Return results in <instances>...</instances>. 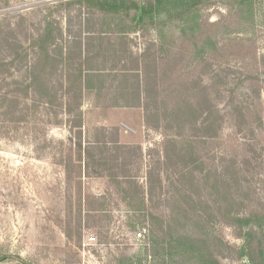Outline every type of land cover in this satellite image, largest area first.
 <instances>
[{
  "label": "rangeland",
  "instance_id": "rangeland-1",
  "mask_svg": "<svg viewBox=\"0 0 264 264\" xmlns=\"http://www.w3.org/2000/svg\"><path fill=\"white\" fill-rule=\"evenodd\" d=\"M79 1L0 0V264H190L174 257L176 250L162 236H149L137 208L143 198L164 217L167 229L193 236L220 264H252L238 258L242 241L221 221L214 220L207 231L194 222L183 228L195 204L177 197V189L182 186L198 201L216 178L207 179V167L185 178L183 159L175 155L166 163L167 131L154 126L160 120L166 128L163 109L186 102L201 101L197 124L218 109L217 123L223 126L217 140L200 145L205 163L212 169L240 167L229 181L233 195H247L248 208L264 213V105L255 138L247 125L238 128L242 122L230 118L227 109L231 95L241 98L247 92L244 81L250 76L259 79L264 104V0L242 7L255 9L250 26L235 10L237 0H209L183 18L167 0L162 8L157 0H130L140 7L155 5L153 16L139 23L101 15ZM51 28L57 38L54 56L59 61L62 50L74 52L69 61H41L32 47ZM81 42L91 60L84 65L76 56ZM80 67L101 75L94 88L81 87ZM138 70L139 76H149L152 103L161 109L150 122L144 103L126 108L120 100L119 93L131 92L137 83ZM33 75L40 82L27 97ZM44 90L57 99L46 98ZM176 130L168 133L177 135ZM183 133L199 135L192 127ZM78 142L96 161L109 163L122 181L139 185L135 203L130 201L133 210L106 172L77 174ZM70 158L74 165L67 173ZM262 253L253 264H264Z\"/></svg>",
  "mask_w": 264,
  "mask_h": 264
},
{
  "label": "trees",
  "instance_id": "trees-1",
  "mask_svg": "<svg viewBox=\"0 0 264 264\" xmlns=\"http://www.w3.org/2000/svg\"><path fill=\"white\" fill-rule=\"evenodd\" d=\"M167 5H172L178 11L177 14L180 18H183L185 15H188L195 11L199 5L209 1V0H167ZM81 5L87 7L88 10H94V12L99 13L101 15H109V16H125L126 19L132 18V21L137 20L138 16L141 15L142 20L148 16H153L155 5L149 3L147 6L140 7L136 3L130 0H80ZM238 6L240 9H235L239 16L244 20V25L250 26L252 22H254V10L255 9H242L246 8L248 4L251 5L250 8L253 7L252 0H237ZM164 6V2L162 0H157V8H162ZM138 12V15L136 13ZM133 14H135L133 16ZM137 17V18H136ZM242 32L247 31L246 29H241ZM54 29L51 28L46 30L45 33L41 34L37 39H35L32 43V47L36 49L39 59L43 61H51V63H57L59 61L67 62L72 58L73 53L71 51H67L66 53L60 52L59 58L57 61L56 57L53 53V46L57 44V38L54 36ZM51 49V50H50ZM78 61L80 65H84V63L89 62L88 54L84 48L83 43L81 42L77 46ZM63 55L65 57H63ZM11 63H14L12 61ZM77 71V70H76ZM94 72L96 71H88L82 69L76 73V78L80 81L81 87L85 88L87 86L88 89L94 88L95 84L93 83L94 78H101V75L95 76ZM125 72V71H124ZM126 73H123L125 75ZM124 80L127 79V76H122ZM135 78H138L137 83L133 85L132 91L127 93L120 92V100L124 102L126 108H143V103L145 104V108H143L146 112V119L148 122L152 119H157L161 115V109L153 104L155 101V93H150L148 84H149V76L144 75L139 76V70L135 73ZM40 76L35 77L33 75V80H31L26 85V96L29 97V92L32 89H36V84L40 82ZM198 84L199 82L196 81ZM244 82L249 84V89L245 92L241 98L233 97L232 95L229 97V102L227 103V107L224 108L229 109L228 115L230 118L236 120L235 122H242V125L238 128H242L243 125H247V134L252 138H255L257 133V121L259 126L262 124L261 112L259 108H263L262 101V92L261 85L259 79L248 77ZM146 85V90L143 91V84ZM91 86V87H90ZM45 92V90L43 91ZM167 92V90H166ZM38 94V91H36ZM44 96V94H43ZM146 96V97H145ZM46 98H54L57 99V96L53 93L45 92ZM44 97V98H45ZM43 98V97H42ZM208 97L205 95L204 100L206 101ZM51 101L50 99H48ZM133 100V103L131 102ZM149 102V103H148ZM199 103L201 101L198 100ZM195 103H187L183 106L178 105L174 108H165L163 109V117L162 119L165 121L166 128L159 124L154 128L156 130L158 128L166 129V143H165V162L172 163L173 156H177L179 159H183V175H190L193 177V172L195 168L207 167V179L213 175L215 176L214 185H211V188L208 190L207 196H198L199 200L197 201L194 197L186 191L185 188L177 189L176 196L183 197L184 199L189 200L191 204H195V213L192 215L191 219L187 218V222L183 228L190 225V223L194 222L195 226H199L202 231H207L209 225L214 220H219L228 227L232 228L235 232L236 237H238L242 241V245L237 248V254L239 259H246L250 263H254V259H257L258 256H263V248H264V213L262 211H258L256 209L248 208V196L245 197L235 196L232 193V184H229V181L232 182V177L239 173L240 167L234 164L232 167H226L225 164L220 165L215 169H212L211 166H207L208 163H205V156L203 155V149L200 145L205 144L211 140H217L219 129L221 130V123H217V118L221 115L218 109H213L209 111V114L202 119L200 123H196L198 115V107L201 105ZM153 104L154 108L151 109L150 105ZM151 110V111H149ZM204 114V113H203ZM227 116V114H226ZM213 120L209 122V119ZM224 119V118H223ZM247 123V124H246ZM220 125L219 128L217 127ZM176 126L177 130L175 134H171L168 132H172L173 127ZM188 127H192L194 131H199V135L197 133L188 136V134L183 133ZM77 147V166L79 176H86L89 174V170L91 169V173L95 177L104 176L105 172L107 173V177L110 181L115 185L118 194L123 196L124 202H128V206L132 208V204L130 201L135 203L136 197L139 194V185L130 179H126V181H122L116 174L114 168H112L109 163L103 161H96L93 154L83 145L78 142L75 143ZM251 148V145H248ZM92 162L93 168L91 167ZM74 163H71V158L69 162L66 163L65 168L68 172V168L72 167ZM177 166V165H176ZM215 166V165H214ZM104 168V169H103ZM234 174V175H233ZM219 175H222V179L219 178ZM184 179V176L181 175ZM198 183H200L198 177L196 176ZM206 179V180H207ZM248 188H250V182L247 183ZM177 188V187H176ZM204 200V201H203ZM216 204L211 207L210 203ZM188 205V206H189ZM197 205L199 207H197ZM204 205V207L202 206ZM140 213H143L140 216V220L142 224L148 226V234L149 236L159 237L165 240L166 244H171L172 248L175 249L173 256L180 257L186 259L190 262V264H220L217 259V255L215 253L208 252L203 246L199 245L198 241L194 239V237L189 236H179L171 232L172 228H168L165 225V221L159 215H155L150 207L147 206L144 198L141 201V206L137 207ZM185 208V207H184ZM209 210L208 212L205 209ZM238 208V210H237ZM248 208V209H247ZM134 208H132L133 210ZM183 209V208H182ZM136 212L138 210H135ZM190 211V212H192ZM183 212L186 214L188 210L185 208ZM168 231V233H166ZM175 229V233H176ZM4 258L0 259V262Z\"/></svg>",
  "mask_w": 264,
  "mask_h": 264
},
{
  "label": "built area",
  "instance_id": "built-area-1",
  "mask_svg": "<svg viewBox=\"0 0 264 264\" xmlns=\"http://www.w3.org/2000/svg\"><path fill=\"white\" fill-rule=\"evenodd\" d=\"M137 236H138L139 238H142V237H143V233L140 232V233L137 234ZM93 241H94V239H93Z\"/></svg>",
  "mask_w": 264,
  "mask_h": 264
},
{
  "label": "water",
  "instance_id": "water-1",
  "mask_svg": "<svg viewBox=\"0 0 264 264\" xmlns=\"http://www.w3.org/2000/svg\"><path fill=\"white\" fill-rule=\"evenodd\" d=\"M140 20H141V15L138 16L137 23H139Z\"/></svg>",
  "mask_w": 264,
  "mask_h": 264
}]
</instances>
